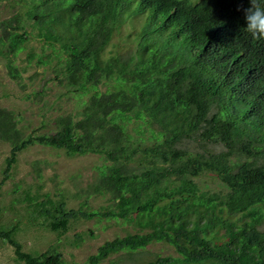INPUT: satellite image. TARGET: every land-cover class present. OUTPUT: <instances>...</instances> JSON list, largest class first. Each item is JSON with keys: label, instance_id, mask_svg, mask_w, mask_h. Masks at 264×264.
<instances>
[{"label": "trees", "instance_id": "trees-1", "mask_svg": "<svg viewBox=\"0 0 264 264\" xmlns=\"http://www.w3.org/2000/svg\"><path fill=\"white\" fill-rule=\"evenodd\" d=\"M22 1L23 17L0 20L8 75L21 78L14 59L30 27L52 52L58 45L66 87L86 98L75 113L54 118L53 132L38 135L22 136L17 115L0 107V139L11 144L3 179L36 143L103 158L77 208H68L62 193H46L31 203L27 221L58 234L79 217L137 227L78 264H100L154 241L179 255L135 264H264V40L246 30L249 0ZM134 16L144 19L134 32L136 49L104 57L115 31ZM53 56L43 53L37 62ZM204 174L217 190L202 188ZM91 195L106 196V206L84 209ZM17 229L0 226L17 261L65 264L55 249L25 251Z\"/></svg>", "mask_w": 264, "mask_h": 264}, {"label": "rangeland", "instance_id": "rangeland-1", "mask_svg": "<svg viewBox=\"0 0 264 264\" xmlns=\"http://www.w3.org/2000/svg\"><path fill=\"white\" fill-rule=\"evenodd\" d=\"M24 10L26 6L22 0H0V20L17 15L23 17ZM143 21L142 16H134L120 25L105 47L103 56L116 53L125 56L131 50L133 52L136 49L134 32L139 31ZM27 29L25 48L14 59V64L22 70L18 81L8 75L6 61L0 57V107L17 115V126L22 136L53 132L56 128L54 118L61 114L75 113L86 98L66 87L62 63L64 53L57 52L60 51L58 45L56 52H52L42 39L33 37L36 32L31 31L30 27ZM30 52L37 55L33 60L28 59ZM43 53L56 56L39 64L37 57ZM96 89L105 91L106 86L100 85ZM134 127L129 124V131L141 137ZM147 135L145 132L144 136ZM209 146L213 151L221 149L217 145ZM10 147L9 142L0 139V226L10 227L16 223L18 229L15 237L25 251L55 249L61 252L65 264H78L85 261L104 241L137 231L133 224L81 217L71 219L68 230L63 234L48 230L38 221L30 223L27 219L32 214L31 203L45 200L46 193L51 198H57L62 193L66 197L67 207L77 208L84 199L83 190L96 178L103 158L93 153L68 156L62 149L36 143L18 154L15 164L8 171L9 176L3 179ZM198 150L201 148L197 147ZM198 181L204 184L202 188L218 189L216 179L211 175L204 174ZM26 196L29 199H24ZM87 202L84 209H97L106 206L107 199L106 196L91 195ZM168 255L179 254L171 245L154 241L139 251L113 254L100 264H135ZM0 264L25 263L17 261L13 246L0 239Z\"/></svg>", "mask_w": 264, "mask_h": 264}, {"label": "clouds", "instance_id": "clouds-1", "mask_svg": "<svg viewBox=\"0 0 264 264\" xmlns=\"http://www.w3.org/2000/svg\"><path fill=\"white\" fill-rule=\"evenodd\" d=\"M249 2L251 6L243 9L246 30L255 39L264 40V7L259 0H249Z\"/></svg>", "mask_w": 264, "mask_h": 264}]
</instances>
